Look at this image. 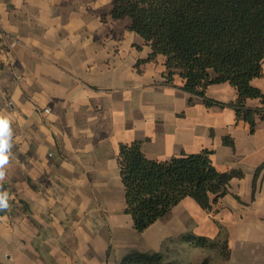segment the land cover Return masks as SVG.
<instances>
[{"label": "crops", "instance_id": "1", "mask_svg": "<svg viewBox=\"0 0 264 264\" xmlns=\"http://www.w3.org/2000/svg\"><path fill=\"white\" fill-rule=\"evenodd\" d=\"M114 1L0 0V112L13 128L0 261L119 264L138 249L209 264L204 252L216 249L223 264H264V122L252 131L234 108L167 82L163 57L149 58L131 17L112 15ZM252 83L264 91V76ZM206 95L229 103L237 90L215 83ZM133 141L158 160L207 148L218 170L240 174L210 209L186 197L138 232L118 162Z\"/></svg>", "mask_w": 264, "mask_h": 264}, {"label": "trees", "instance_id": "2", "mask_svg": "<svg viewBox=\"0 0 264 264\" xmlns=\"http://www.w3.org/2000/svg\"><path fill=\"white\" fill-rule=\"evenodd\" d=\"M115 18L129 16L130 28L151 46L150 59L163 57L164 78L204 98L206 104L235 109L255 130L264 122V91L252 80L264 76V0H115ZM229 82L236 100L225 103L209 98L206 89ZM249 99H258L256 107ZM225 142L233 144L229 138ZM212 150L149 158L139 141L120 145L118 162L127 208L134 228L143 232L186 197L210 209L226 191L237 170L220 171ZM196 246L216 248L217 241L189 234ZM0 264H4L0 261ZM119 264H181L160 251L130 250Z\"/></svg>", "mask_w": 264, "mask_h": 264}, {"label": "clouds", "instance_id": "3", "mask_svg": "<svg viewBox=\"0 0 264 264\" xmlns=\"http://www.w3.org/2000/svg\"><path fill=\"white\" fill-rule=\"evenodd\" d=\"M13 148V128L9 114L0 112V211L10 208V194L2 187L7 177V166L10 163Z\"/></svg>", "mask_w": 264, "mask_h": 264}, {"label": "rangeland", "instance_id": "4", "mask_svg": "<svg viewBox=\"0 0 264 264\" xmlns=\"http://www.w3.org/2000/svg\"><path fill=\"white\" fill-rule=\"evenodd\" d=\"M194 251H195L194 255L199 254L200 257H202V253H203L202 250L196 249ZM204 254H205V256L208 255L209 264H223V262L221 261V259L218 256L219 253L216 249L205 250ZM196 264H198L197 261H196Z\"/></svg>", "mask_w": 264, "mask_h": 264}, {"label": "built area", "instance_id": "5", "mask_svg": "<svg viewBox=\"0 0 264 264\" xmlns=\"http://www.w3.org/2000/svg\"><path fill=\"white\" fill-rule=\"evenodd\" d=\"M45 110H46V111H49L50 109H49V108H46Z\"/></svg>", "mask_w": 264, "mask_h": 264}]
</instances>
